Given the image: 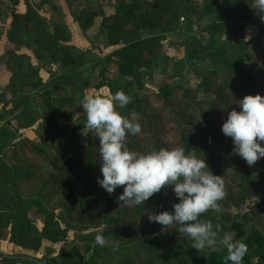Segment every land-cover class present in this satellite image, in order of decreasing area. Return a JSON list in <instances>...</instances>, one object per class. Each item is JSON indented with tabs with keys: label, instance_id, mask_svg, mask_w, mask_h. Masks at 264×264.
<instances>
[{
	"label": "trees",
	"instance_id": "16d2710c",
	"mask_svg": "<svg viewBox=\"0 0 264 264\" xmlns=\"http://www.w3.org/2000/svg\"><path fill=\"white\" fill-rule=\"evenodd\" d=\"M12 1L14 4L10 9L12 20L8 33L10 39L15 29L34 31L36 37L30 48L38 59L44 57L42 53H45L50 58L62 60L65 66L75 64L78 58L82 60L80 56H75L73 48L62 40L66 32L65 24L54 22L52 28L48 19L40 15L32 3H27L25 12H19L17 5L20 0ZM185 1L187 0H122L114 13L106 14L104 24L118 36L137 34L148 29L161 30L162 33L139 37L108 54L107 64L98 66L99 79L94 83L88 80L79 82L61 74L55 75L49 82H44L38 75L39 68L32 64L30 57L15 55L13 65L16 72L8 89L21 98L24 87H28V93L23 96L20 105L23 106L22 111L31 112L33 115L19 121V128L10 122L0 124V242L5 238L9 227L13 229L12 237L16 243L26 250L38 251L45 240L55 243L67 239L66 230L54 216L49 215L41 227L37 226L29 211L22 206L29 203V200L23 197L19 190L24 182L31 180L33 172L36 171L32 169L36 167H51L67 173L69 165L74 163L85 174L98 171L101 167L99 138L95 137L94 133L89 138L79 136L75 126L71 128L57 123L52 105L65 102L70 106L77 100V91L88 86L99 89L106 82L112 86L114 90L111 91L114 94L119 78H138L148 67L156 68V62L164 52L165 33L177 28L185 9L191 8V2L185 5ZM249 3L251 0H230L218 19L203 27L208 43L203 44L196 40L187 49L188 61L184 72L197 76L196 85L190 86L182 82L178 85L162 86L159 91H155L141 84L142 92L131 91L129 94L128 90H124L129 94L130 103L120 111L123 115L135 111L139 115L141 125L139 134L127 137L129 149L147 152L154 148L182 145L186 150L194 151L196 155L201 154L212 142L225 136L221 131L222 123L231 108L239 110L236 104L239 99L247 94L264 96V61L254 59L248 52L252 43L245 36L249 25L261 27L263 21ZM5 4L4 0H0V10ZM96 13L98 12L91 14ZM226 28L234 30L235 41L241 50L237 57L228 54L226 43H222L223 46L215 44L217 37ZM24 42L26 43L25 40ZM22 44L24 43L17 45ZM209 53H216L220 57L218 64L211 68L204 64L210 57ZM246 59L250 61L247 64L243 62ZM112 65L116 70H112ZM197 66L203 68L202 73L195 71ZM114 71L118 73L119 78L106 76L107 72ZM172 76L178 74L173 73ZM126 86L131 88L132 83L127 81ZM38 97L43 100L48 110L43 115L42 128L37 132L36 138L31 139L20 134V128L32 124L36 116L42 114L32 105L33 99ZM51 140L58 141L59 144L51 146ZM211 158L219 162L227 159L224 154L211 155ZM231 169L233 185L225 190L226 196L220 201L222 213L209 211L202 214L201 219L219 223L224 231L236 232L234 239L243 241L247 246V253L241 264H264V234L253 228L244 229L250 225L251 220L264 215V168L255 163L249 166L243 161L237 166H231ZM76 173V169L69 172ZM168 187L162 188L147 201L163 197L168 202H178L172 187ZM120 193H103L107 208L101 217L106 219L103 220L106 229H113L119 224L116 221L118 219L112 218L111 209L120 202L117 200ZM251 198L256 199L255 203L245 215L232 213V208L240 209L250 205ZM37 207L46 213L50 211L43 202H38ZM72 211L68 209L69 213ZM153 226L149 230L142 228L139 236L125 242L129 244L126 248L116 251L105 249L107 252L112 250L115 258L128 256L131 262H135L138 255L156 256V251L167 243H174L183 235L175 230L179 227L175 224L165 227L166 229L158 223ZM130 243H136V246H131ZM185 244L189 248L186 255L188 259L171 264H225L223 250L205 249L200 253L191 247V241L188 239H185ZM3 258L0 262L8 260ZM97 258L96 254L85 256L78 248H73L61 254L59 259L52 258L47 264H94Z\"/></svg>",
	"mask_w": 264,
	"mask_h": 264
},
{
	"label": "rangeland",
	"instance_id": "374dc122",
	"mask_svg": "<svg viewBox=\"0 0 264 264\" xmlns=\"http://www.w3.org/2000/svg\"><path fill=\"white\" fill-rule=\"evenodd\" d=\"M121 1L20 0L17 5V11L25 12L26 5L30 2L40 15L48 19L52 28L55 25L54 22L65 24L66 32L63 34L62 40L65 44L73 48V54L75 56L82 58V60L78 58L76 63L71 66H65L62 60L50 58L47 54L42 53L44 54L42 58L38 59L35 56L39 65L38 75L40 76L41 70L42 76L47 82L51 81L55 75L61 74L69 78H74L79 82L88 80V82L94 83L99 79L98 69L101 66H105L108 62L106 60L108 54L139 37L162 33L161 30L148 29L137 34H122L118 36L103 21L106 14L114 13L117 10ZM124 1L131 2L132 0ZM229 1H185V5L191 2V8L185 9L184 16L181 18L177 28L165 33L164 52L158 58L156 68L148 67L147 70L142 71L138 78L127 76L120 79L118 73L115 71L107 72L106 76L119 78L116 90H128L129 94H131V91L142 92L143 88H141V84L145 87L153 88L155 91H159L162 86L168 87L178 85L182 82L190 86L196 85L198 80L197 76L191 72H184L188 61L187 49L196 40L201 41L203 44L208 43L207 35L203 32V27L212 20L218 19L222 14L221 11L225 9ZM4 2L6 4L0 10L1 37H5V33H9L12 20L10 9L14 4L12 0H4ZM92 12L98 13L92 15ZM14 32L11 39L17 44L24 43L22 45L28 48L32 46V41L36 37L34 31L28 32L24 29H15ZM245 36L252 43L251 47L248 48V52L254 59L264 61V21L261 23V27L249 25ZM222 43L227 44L226 50L231 56L237 57L241 54L240 46L235 41L233 28L224 29L222 34L217 37L215 44L222 45ZM209 56L204 61L205 66L208 68L216 66L218 64L217 62L220 61V57L216 53H209ZM243 62L247 64L250 61L246 59ZM111 68L112 70H116L113 65ZM195 71L202 73L203 68L197 66ZM173 73L178 74V76L173 77ZM127 81L132 83V89L126 86ZM111 90L114 89L106 82L99 89L88 86L83 90L77 91V100L70 106L65 102L61 105L56 102V104L52 105V110L55 113V121L71 128L75 126L79 136L85 138L91 137L93 133L86 126V119L80 103L86 94L111 95L113 94ZM32 105L34 108H38V112L42 114L37 115L32 124L24 127L22 133L24 136L34 139L37 136V132L42 128V118L48 110V107L40 97L33 99ZM29 115H33V113H26L19 110V112H15V115L13 113L9 114L4 121L8 118L10 120H16V123H18ZM49 144L56 146L59 142L51 140ZM233 147V141L230 137H219L204 152L197 155L199 158L205 159L208 168L213 174L221 175L224 181V190L230 185H233L232 181L234 177L231 166H237L238 163L245 161L239 155L233 153ZM218 154H224L227 159L224 162L212 160L211 155ZM255 165L264 168V158L257 160ZM35 169L36 171L33 172L34 175L31 180L24 182L19 190L22 196L29 200V203L22 206L29 211L30 216L36 221L38 227L42 226L44 220L49 215L54 216L66 230L67 239L55 243L45 240L42 248L38 251L26 250L16 243L12 237L13 229L9 227L5 238L0 242V260L3 257L8 259L6 261L17 260L18 258L24 257L25 254H30L33 259L31 263L47 264L52 258L59 259L61 254L73 248H78L85 256L96 254L98 258L94 264H171L172 262H185L188 259L186 255L189 248L185 244L186 238L183 235L181 237L179 236L174 243H167L163 248L156 251V256L148 257L144 254L138 255L135 262H131L128 256L115 258L112 250H108L107 252L105 249H112L110 246L100 247L94 242L95 235L98 232H102L105 238L119 244L118 250L126 248L125 246L129 244L125 242L139 236L142 228L149 230L154 227L155 222H149L148 213H156L164 210L172 211L173 202H168L163 197H160L156 200L145 201L141 208L139 206L129 207L119 202L111 209L112 218L118 219L116 221L119 224L113 229H106V224L103 223V220L106 221V219L101 217L102 212L107 208V204L103 201V193L105 190L97 183V177L100 176L102 178L100 169L94 173L85 174L74 163L69 165L68 170L70 172L76 169L78 174L59 172L51 167L46 169L36 167L32 170ZM167 188L169 187L167 186ZM122 191L123 187L121 186L117 187L113 193ZM255 200V198H251L250 205L244 206L243 208H232V213L245 215L244 213L248 212V209L255 203ZM38 202H43L48 206L50 211L46 213L44 210H38ZM68 209H72L73 211L69 213ZM127 211H133L134 213H128ZM251 228L264 234V215H259L257 218L251 220L250 225L244 227L245 230H250ZM232 234L235 238L236 232ZM188 241L191 240L188 239ZM131 246H136V243H133ZM198 256L201 257L199 253ZM0 263L2 264L3 261Z\"/></svg>",
	"mask_w": 264,
	"mask_h": 264
},
{
	"label": "clouds",
	"instance_id": "9594fccd",
	"mask_svg": "<svg viewBox=\"0 0 264 264\" xmlns=\"http://www.w3.org/2000/svg\"><path fill=\"white\" fill-rule=\"evenodd\" d=\"M249 5L264 21V0H251ZM129 103L130 97L122 90L111 95L86 94L80 103L87 128L99 138L102 178L98 176L97 183L109 195L122 186L117 200L129 207L141 206L153 194L171 186L178 202L172 211L148 213L149 222L164 227L178 225L175 230L190 239L191 247L199 252L223 250L225 264H241L246 244L235 240L219 223L201 219L206 212L223 211L220 201L226 192L221 175L213 174L205 159L182 145L147 152L129 149L127 137L141 132L138 113L123 115L120 111ZM236 104L239 110L228 111L221 131L232 139L233 153L251 166L264 158V96L247 94ZM94 242L100 247L110 246L113 251L119 248L102 232L95 235Z\"/></svg>",
	"mask_w": 264,
	"mask_h": 264
},
{
	"label": "crops",
	"instance_id": "0c3cea01",
	"mask_svg": "<svg viewBox=\"0 0 264 264\" xmlns=\"http://www.w3.org/2000/svg\"><path fill=\"white\" fill-rule=\"evenodd\" d=\"M25 38V37H24ZM0 124H5L10 122L14 127L19 128V122L16 123V120L4 119L8 117L9 114L22 111L23 106L20 105V102L23 99V96L28 93V87L25 84H22L24 87L23 92L21 93L22 97L20 98L17 95H14L9 89V85L13 80V75L16 72L13 60L15 55H24L30 57L32 63L36 68H39L37 58L34 55L32 48H28L25 45H17L13 40L9 38L8 33H5V37L0 35ZM40 77L42 76V71L40 70ZM43 81L46 82V80ZM11 118V117H9ZM7 121V122H6ZM20 128V134L23 135ZM24 136V135H23ZM28 252V251H27Z\"/></svg>",
	"mask_w": 264,
	"mask_h": 264
},
{
	"label": "water",
	"instance_id": "95a60500",
	"mask_svg": "<svg viewBox=\"0 0 264 264\" xmlns=\"http://www.w3.org/2000/svg\"><path fill=\"white\" fill-rule=\"evenodd\" d=\"M33 264L31 262H26V261H17V260H9L6 262H3L2 264ZM1 264V263H0Z\"/></svg>",
	"mask_w": 264,
	"mask_h": 264
},
{
	"label": "built area",
	"instance_id": "2783aa9c",
	"mask_svg": "<svg viewBox=\"0 0 264 264\" xmlns=\"http://www.w3.org/2000/svg\"><path fill=\"white\" fill-rule=\"evenodd\" d=\"M32 256H30V254H25L24 257L18 258L17 261H26V262H31Z\"/></svg>",
	"mask_w": 264,
	"mask_h": 264
}]
</instances>
